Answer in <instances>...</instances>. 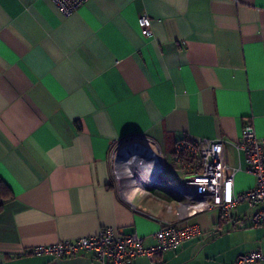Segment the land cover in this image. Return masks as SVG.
Segmentation results:
<instances>
[{
    "label": "crops",
    "instance_id": "0c3cea01",
    "mask_svg": "<svg viewBox=\"0 0 264 264\" xmlns=\"http://www.w3.org/2000/svg\"><path fill=\"white\" fill-rule=\"evenodd\" d=\"M247 124L264 139V0H86L68 16L51 0H0V179L11 192L0 264H103L91 251L33 250L105 226L154 244L178 195L167 185L124 192L115 151L125 139L152 142L169 168L177 143L221 139L241 192L255 183L234 146ZM249 211L232 209L243 226L217 208L194 215L186 222L198 232L154 264L264 253V225H251Z\"/></svg>",
    "mask_w": 264,
    "mask_h": 264
},
{
    "label": "built area",
    "instance_id": "2783aa9c",
    "mask_svg": "<svg viewBox=\"0 0 264 264\" xmlns=\"http://www.w3.org/2000/svg\"><path fill=\"white\" fill-rule=\"evenodd\" d=\"M51 1L64 16H68L86 0ZM137 23L143 36L151 35L149 17L141 16ZM223 142L221 139H198L177 143L174 148L177 161L174 173L181 180L176 186L166 184L162 173L169 168L158 148L159 157L151 154L152 157L146 158L144 154L134 157L138 160L135 164L136 160L132 159L117 164L115 151L112 156L114 178L124 192L149 193L153 185H167L170 191L178 195L174 205L168 207L173 217L159 219V228L153 234L154 244L144 245L143 239L136 234H125L115 227L105 226L94 235L41 245L35 247L33 252L71 257L81 251H91L103 264H134L135 258L146 256L154 264L162 251L176 250L184 239L198 232L196 226L187 223V220L211 208L219 209L222 221L243 226L242 218L234 216L232 209L244 203L250 209L247 213L249 223L254 226L264 225V139L257 138L253 127L247 124L239 140L234 143L237 149L244 151L247 171L255 177L254 186L241 192L234 191L235 170L225 163ZM182 222L186 223L180 225ZM259 261H264V253L253 249L239 255L233 264H253Z\"/></svg>",
    "mask_w": 264,
    "mask_h": 264
},
{
    "label": "water",
    "instance_id": "95a60500",
    "mask_svg": "<svg viewBox=\"0 0 264 264\" xmlns=\"http://www.w3.org/2000/svg\"><path fill=\"white\" fill-rule=\"evenodd\" d=\"M133 138L129 139V141L120 147L116 151L115 161L118 164L119 162L126 161L132 159L135 161L134 157L143 156L145 154L146 158L152 157L150 150L147 147H142V145L132 142ZM126 142V141H125Z\"/></svg>",
    "mask_w": 264,
    "mask_h": 264
},
{
    "label": "rangeland",
    "instance_id": "374dc122",
    "mask_svg": "<svg viewBox=\"0 0 264 264\" xmlns=\"http://www.w3.org/2000/svg\"><path fill=\"white\" fill-rule=\"evenodd\" d=\"M167 164L169 166V169L162 173V175L169 184H171L172 186H176L180 183L181 178L177 173H174L177 164L175 163L173 156L167 155Z\"/></svg>",
    "mask_w": 264,
    "mask_h": 264
},
{
    "label": "trees",
    "instance_id": "16d2710c",
    "mask_svg": "<svg viewBox=\"0 0 264 264\" xmlns=\"http://www.w3.org/2000/svg\"><path fill=\"white\" fill-rule=\"evenodd\" d=\"M173 154V158L175 163L177 164V161L175 160V155L174 152ZM11 195V192L9 190V188L7 187V185L0 179V208L2 206V203L4 200H6L7 198H9Z\"/></svg>",
    "mask_w": 264,
    "mask_h": 264
},
{
    "label": "bare ground",
    "instance_id": "6f19581e",
    "mask_svg": "<svg viewBox=\"0 0 264 264\" xmlns=\"http://www.w3.org/2000/svg\"><path fill=\"white\" fill-rule=\"evenodd\" d=\"M132 142H133V141H132ZM134 143L140 144V145H142V147H144V148L147 147V148L150 150V153H151L152 155H153V154L156 155V158L159 157L160 154L158 153V149H157L154 145H151V144H149V143H147V142H145V141L143 142V141H140V140H139V141H135ZM137 161H138V160H136V161L134 162V164L137 163Z\"/></svg>",
    "mask_w": 264,
    "mask_h": 264
}]
</instances>
